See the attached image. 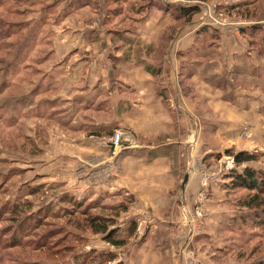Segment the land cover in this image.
<instances>
[{"label":"rangeland","instance_id":"374dc122","mask_svg":"<svg viewBox=\"0 0 264 264\" xmlns=\"http://www.w3.org/2000/svg\"><path fill=\"white\" fill-rule=\"evenodd\" d=\"M147 61L161 86L180 87L183 107L169 133L179 138L184 126L186 136L175 140L172 162L199 182L193 209L181 207L182 264H199L185 238L205 227L211 240L201 262L264 264V203L246 206L255 191L232 186L247 168L264 181V0H0V264L138 263L143 223L127 234V208L105 210L120 204L102 184L122 169L123 148L83 156L75 139L82 123L113 118L110 88L147 82L138 66ZM216 70L217 106L204 89ZM192 113L199 123L188 132ZM238 152L252 158L236 162ZM213 186L220 189L211 196ZM210 197L226 198L220 226ZM103 213L114 214L108 227L119 229L121 244L91 229Z\"/></svg>","mask_w":264,"mask_h":264},{"label":"crops","instance_id":"0c3cea01","mask_svg":"<svg viewBox=\"0 0 264 264\" xmlns=\"http://www.w3.org/2000/svg\"><path fill=\"white\" fill-rule=\"evenodd\" d=\"M199 54V52L196 53V55ZM145 63L150 65L149 68L154 71L156 68L152 67L150 64L152 62L149 61L139 63L138 66L145 73L143 77L147 82L141 83L136 79V83L132 84L121 80L120 86L125 84L122 88L119 89L120 86L110 88L111 90L108 93L112 96L113 118L103 121L91 119L84 129L82 123L80 130L83 131V134L77 136L75 141L78 144V149L86 148V151L81 152L83 156L85 154L91 155L97 149L102 150L107 155L111 152L108 139L112 131L118 128L128 131L131 136V140H129L131 145H124L125 147L122 149L123 155L121 153L120 157L122 169L119 173L115 172L112 178H104L103 192L108 191L106 197L108 199L115 196H111L113 192L120 194L118 195L120 204L117 203L119 205L114 206L117 207V210L122 211L127 208L126 212L130 214L128 218L132 219L131 223H134L135 229L139 222L143 223L146 236L136 252L137 264H182L181 260H187V258L180 246L184 234L178 232L179 218L182 213L181 207L185 204L189 210L191 209L193 206L191 202L199 188V182L194 178L196 175L191 174L190 170L184 168L183 161H180V163L172 162L175 158L174 151L179 148L174 143L175 140L180 139L182 141L186 136L183 133L184 126H181L180 131L182 133L179 138H170L169 133L171 130L173 131V128H169V122L175 120L172 112L183 107L178 100L180 87H175L173 91L166 84L161 86L154 75L147 72L146 67L142 66ZM121 70L124 71L120 65V72ZM215 73H217V70L212 74L213 81L208 78L204 82V89L208 91V95L210 89L213 91L212 101L217 106L218 99H222L217 94ZM104 91L106 95V89ZM173 93L175 94L172 95ZM95 98L100 99L98 92ZM220 105L231 109L225 103ZM99 108L97 107V112L100 111ZM169 108L175 109L169 110ZM193 115V113L187 114L190 124H193L188 132L189 130L190 132L193 131V129L195 131L194 125L199 123L196 115ZM175 133L177 132L174 131ZM155 140L162 141L155 142ZM102 144L104 146L100 147L99 145ZM170 146L172 149H170ZM183 146L189 149L192 145H189L187 141ZM107 162L113 169V162L111 160ZM185 176H187V179H185ZM117 187L122 188L120 189L122 193H117ZM219 189V187L215 188L213 186L211 196L213 191L217 193ZM115 201L112 200L114 204H116ZM226 205L225 197H220L217 200L210 197L207 200L206 207L214 211L212 214L219 226L221 222H227L226 212L224 211ZM182 231L185 232L183 226ZM190 232L191 226L188 230V233ZM200 232L194 240L191 239L190 234L185 238L187 243L191 245L190 249H186L187 253H192V257L199 264H219V258L216 261L209 258V263L201 262L206 253V251H202L203 243L209 242L211 236L208 227L203 228ZM179 261L180 263H178Z\"/></svg>","mask_w":264,"mask_h":264},{"label":"trees","instance_id":"16d2710c","mask_svg":"<svg viewBox=\"0 0 264 264\" xmlns=\"http://www.w3.org/2000/svg\"><path fill=\"white\" fill-rule=\"evenodd\" d=\"M196 1L203 2L206 0H196ZM198 9H199L198 3L194 4V5H190V6H188V9H186L185 14H183V15H184V17L185 16L191 17V15L193 13H196L199 11ZM150 72H154V71L151 69ZM251 158L252 157L250 155L243 153V152H238L235 154V161L236 162L249 160ZM232 186L236 187V188H245V189L252 191V192L255 191L253 194L254 196L250 197L245 202L246 206L254 208V207H258L264 203V200L261 198V196L259 194L257 195V193H256V191L258 189L262 190L261 192H264V181H262V182L257 181V178L255 177L254 172L251 169H249V168L244 169V172L242 174H238V175L234 176L233 180H232ZM105 210H110V211H112V213H115V214L118 211L116 206H109ZM262 211L264 212V207H263ZM113 215L114 214L109 215V214H104V213H103V215H100V214L94 215L93 217L90 218V227L93 231L102 233L104 235V238L107 241H109L110 243H112L114 245H117V244L122 243V238H116V235H117L119 229L116 227H113V228L108 227V225L112 224V221H110V218L114 219ZM125 231H127V234L130 233L131 231L133 233L134 223L132 222L130 224V226Z\"/></svg>","mask_w":264,"mask_h":264},{"label":"built area","instance_id":"2783aa9c","mask_svg":"<svg viewBox=\"0 0 264 264\" xmlns=\"http://www.w3.org/2000/svg\"><path fill=\"white\" fill-rule=\"evenodd\" d=\"M123 135H124L123 131L116 129L109 136L108 142L112 153L117 147H120L119 149H122L123 147H125L124 145H128V146L131 145V142L126 141Z\"/></svg>","mask_w":264,"mask_h":264},{"label":"water","instance_id":"95a60500","mask_svg":"<svg viewBox=\"0 0 264 264\" xmlns=\"http://www.w3.org/2000/svg\"><path fill=\"white\" fill-rule=\"evenodd\" d=\"M185 179H187V176H185Z\"/></svg>","mask_w":264,"mask_h":264}]
</instances>
